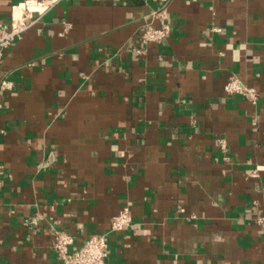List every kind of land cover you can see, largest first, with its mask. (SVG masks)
I'll use <instances>...</instances> for the list:
<instances>
[{
	"label": "crops",
	"instance_id": "0c3cea01",
	"mask_svg": "<svg viewBox=\"0 0 264 264\" xmlns=\"http://www.w3.org/2000/svg\"><path fill=\"white\" fill-rule=\"evenodd\" d=\"M0 179V264H58L56 232L75 251L125 205L109 264H264V0L58 3L0 65Z\"/></svg>",
	"mask_w": 264,
	"mask_h": 264
},
{
	"label": "built area",
	"instance_id": "2783aa9c",
	"mask_svg": "<svg viewBox=\"0 0 264 264\" xmlns=\"http://www.w3.org/2000/svg\"><path fill=\"white\" fill-rule=\"evenodd\" d=\"M64 0H24L13 8L9 26H0V65L5 52L15 44V42L32 27L37 25L42 17L52 10L58 3ZM159 26L152 23L143 26L139 41L143 47L158 45L166 40L172 33V26L169 16L165 11L157 13ZM141 49L137 53L141 54ZM13 84L3 81L2 90L12 89ZM227 94H245L249 96L251 102L256 103L258 93L255 89L244 86L238 79L233 78L225 87ZM222 153L226 155L227 144L220 141ZM227 160V157L224 158ZM1 187V179H0ZM1 211V202H0ZM35 224V221H32ZM133 224L132 210L129 205H125L121 211L111 220L110 229L103 235H92L86 239L84 245L71 251L75 244L72 235L58 231L55 233L54 252L58 264H109L108 263V236L118 234L130 228ZM258 224L264 227V220H259Z\"/></svg>",
	"mask_w": 264,
	"mask_h": 264
}]
</instances>
